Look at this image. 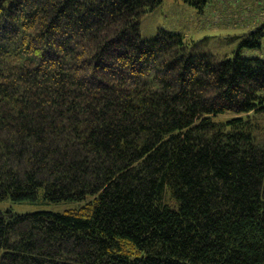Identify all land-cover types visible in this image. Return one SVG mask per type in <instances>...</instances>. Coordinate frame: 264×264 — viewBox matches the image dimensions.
<instances>
[{
	"label": "trees",
	"instance_id": "trees-1",
	"mask_svg": "<svg viewBox=\"0 0 264 264\" xmlns=\"http://www.w3.org/2000/svg\"><path fill=\"white\" fill-rule=\"evenodd\" d=\"M164 1L0 0V202L79 205L0 209V264H264V60L144 39Z\"/></svg>",
	"mask_w": 264,
	"mask_h": 264
},
{
	"label": "rangeland",
	"instance_id": "rangeland-1",
	"mask_svg": "<svg viewBox=\"0 0 264 264\" xmlns=\"http://www.w3.org/2000/svg\"><path fill=\"white\" fill-rule=\"evenodd\" d=\"M255 1V2H253ZM216 0L201 14L181 0H165L155 11L142 18L141 31L144 39L154 38L163 28L178 32L188 37L200 39L210 37V50L213 53L232 57L242 51L249 58L264 60V48H250L244 45L247 40L245 32L251 29L254 13H259L262 0ZM257 5V6H256ZM262 12V11H261ZM78 204H19L10 200L0 202L1 210H12L17 214L38 211L64 212Z\"/></svg>",
	"mask_w": 264,
	"mask_h": 264
}]
</instances>
